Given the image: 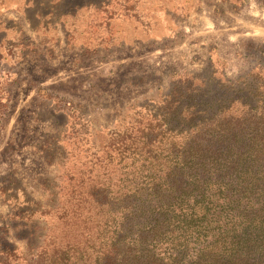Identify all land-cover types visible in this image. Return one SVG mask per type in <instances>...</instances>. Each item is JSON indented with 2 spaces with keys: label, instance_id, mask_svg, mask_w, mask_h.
<instances>
[{
  "label": "rangeland",
  "instance_id": "374dc122",
  "mask_svg": "<svg viewBox=\"0 0 264 264\" xmlns=\"http://www.w3.org/2000/svg\"><path fill=\"white\" fill-rule=\"evenodd\" d=\"M263 65L264 0H0V248L37 243L28 212L112 131Z\"/></svg>",
  "mask_w": 264,
  "mask_h": 264
},
{
  "label": "trees",
  "instance_id": "16d2710c",
  "mask_svg": "<svg viewBox=\"0 0 264 264\" xmlns=\"http://www.w3.org/2000/svg\"><path fill=\"white\" fill-rule=\"evenodd\" d=\"M245 78L243 94H169L112 131L28 212L37 243L0 264H264V65Z\"/></svg>",
  "mask_w": 264,
  "mask_h": 264
}]
</instances>
